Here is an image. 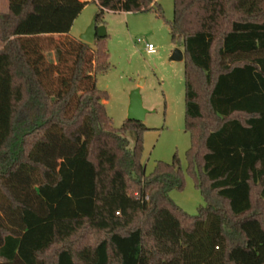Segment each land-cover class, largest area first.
<instances>
[{
    "label": "trees",
    "instance_id": "trees-1",
    "mask_svg": "<svg viewBox=\"0 0 264 264\" xmlns=\"http://www.w3.org/2000/svg\"><path fill=\"white\" fill-rule=\"evenodd\" d=\"M90 1L0 11V264H264V0H173L165 20L183 50L195 215L169 197L177 156L146 174L143 122L112 125L106 36L70 34ZM94 1L97 25L106 11L163 18L156 0Z\"/></svg>",
    "mask_w": 264,
    "mask_h": 264
},
{
    "label": "rangeland",
    "instance_id": "rangeland-1",
    "mask_svg": "<svg viewBox=\"0 0 264 264\" xmlns=\"http://www.w3.org/2000/svg\"><path fill=\"white\" fill-rule=\"evenodd\" d=\"M156 1L162 8L163 18L153 11H106L103 14L101 25L106 28L104 44L110 68L96 73L97 86L107 93L105 109L115 127L127 118L130 90L139 88L143 107L148 111L143 121L147 129L142 133L141 152L145 173L153 171L159 161L167 163L177 156L184 185L181 189L170 190L169 197L183 212L195 215L205 205V199L187 171L186 151L191 139L184 123V62L169 59L173 49L182 46L171 42L165 21L173 17V0ZM82 9L71 25L70 34L74 37L87 28L99 10L95 2H88ZM5 10L6 0H0V11ZM47 36L54 41L62 38V35ZM139 38L153 43L155 52L146 53L144 44L136 42ZM57 54L52 46L46 51L52 63H56ZM23 116L32 117L27 110ZM125 135L132 146L134 131Z\"/></svg>",
    "mask_w": 264,
    "mask_h": 264
},
{
    "label": "water",
    "instance_id": "water-1",
    "mask_svg": "<svg viewBox=\"0 0 264 264\" xmlns=\"http://www.w3.org/2000/svg\"><path fill=\"white\" fill-rule=\"evenodd\" d=\"M106 28L103 25H97L95 22V17L91 20L87 28L78 35V38L82 41L92 44L97 37H105ZM183 50L178 47H175L169 57L173 61H182L183 59ZM147 109L143 107L142 97L139 93V88H133L129 93V103L127 106V118L128 120H134L138 122H143Z\"/></svg>",
    "mask_w": 264,
    "mask_h": 264
},
{
    "label": "built area",
    "instance_id": "built-area-1",
    "mask_svg": "<svg viewBox=\"0 0 264 264\" xmlns=\"http://www.w3.org/2000/svg\"><path fill=\"white\" fill-rule=\"evenodd\" d=\"M136 42L144 44V50H145L146 53L147 52L148 53L155 52V50H156L154 44L149 42V41H147V40L145 41V40L139 38V39L136 40Z\"/></svg>",
    "mask_w": 264,
    "mask_h": 264
},
{
    "label": "crops",
    "instance_id": "crops-1",
    "mask_svg": "<svg viewBox=\"0 0 264 264\" xmlns=\"http://www.w3.org/2000/svg\"><path fill=\"white\" fill-rule=\"evenodd\" d=\"M90 1V0H89ZM90 2H95L94 0L93 1H90ZM7 5H8V0H6V8H7ZM178 48H180V47H178ZM181 50H182V48H180ZM183 61V60H182ZM182 61H180V62H182ZM106 102V101H105Z\"/></svg>",
    "mask_w": 264,
    "mask_h": 264
}]
</instances>
